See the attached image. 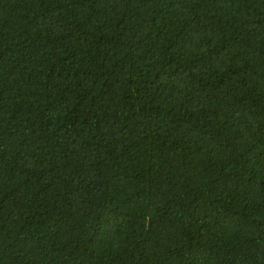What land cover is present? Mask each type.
<instances>
[{"label": "trees", "instance_id": "16d2710c", "mask_svg": "<svg viewBox=\"0 0 264 264\" xmlns=\"http://www.w3.org/2000/svg\"><path fill=\"white\" fill-rule=\"evenodd\" d=\"M0 264H264V0H0Z\"/></svg>", "mask_w": 264, "mask_h": 264}]
</instances>
